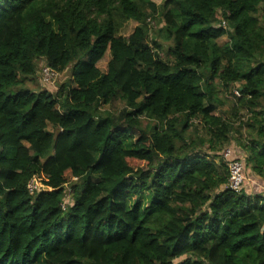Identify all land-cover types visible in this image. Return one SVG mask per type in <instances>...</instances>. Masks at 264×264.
I'll list each match as a JSON object with an SVG mask.
<instances>
[{"label":"trees","instance_id":"16d2710c","mask_svg":"<svg viewBox=\"0 0 264 264\" xmlns=\"http://www.w3.org/2000/svg\"><path fill=\"white\" fill-rule=\"evenodd\" d=\"M162 9L169 60L135 0H0V264H264V196L230 189L211 159L237 119L244 166L264 177V0ZM38 58L71 67L67 83L19 87ZM116 97L118 118L95 114Z\"/></svg>","mask_w":264,"mask_h":264},{"label":"rangeland","instance_id":"374dc122","mask_svg":"<svg viewBox=\"0 0 264 264\" xmlns=\"http://www.w3.org/2000/svg\"><path fill=\"white\" fill-rule=\"evenodd\" d=\"M137 4L144 7L146 9V20H147V25H148V35H149V40L150 39H155L159 43H161V49H156L157 53L160 58H163L164 60H169L171 59L170 54H168V48L170 47L169 45L171 44V41L165 40L162 36V33L160 32V27L164 25V9H162V3L163 0H135ZM90 0H81V3L84 4H89ZM121 19V18H119ZM221 18L216 22L217 26L221 25ZM127 26L130 25L129 22L126 23ZM227 28V26H225ZM227 40V37H221L218 39V43H223ZM45 64V61L42 58H38L36 62V69L35 72L30 75L26 76L24 81L20 84L19 87H25L30 90L38 91L42 89H46L50 92H55L58 90V88L62 84H66L67 81L71 77V67H66L62 72L58 73V76H54L52 80L48 82H44L40 79L39 77V71L40 67ZM65 82V83H64ZM12 92H15V89H11ZM224 89L219 87L218 89V94L222 99V103L218 106V110L224 112V115L230 116L231 118V111L233 108V105L235 103V98H233L230 94H224ZM125 104L124 101L121 100L119 97L114 98L109 104L107 105H100L96 110L95 114L96 115H106L109 114L113 116L114 118H118L121 111L124 109ZM238 119L243 121L246 118L245 110H242L240 114L238 115ZM154 121L147 118V117H142V127L148 125V128H150V124H153ZM235 127L238 128V132L235 130L229 135L230 140L224 144L219 152L216 154L215 157H210L214 161L218 160L223 156V153L231 148L232 150V156L237 157L239 156L244 160L245 157V152L241 148V145L239 143V140L242 138H246L247 133L246 130L241 128V122L236 119ZM197 134L193 133L195 129L193 126L188 130L187 133H189L191 136H196V135H203L204 133L202 132V129L198 127L196 129ZM195 150H200L203 153L211 155L212 152L207 150L206 145L201 146L199 148H196ZM222 155V156H221ZM243 156V157H242ZM244 171H245V180H246V185L245 189L251 188L254 189L256 186H262L260 178L257 176H254L248 168L244 166ZM36 182L35 184L39 189H41L42 182L40 177H36ZM253 181V182H252ZM78 182V181H77ZM264 185V184H263ZM70 185H67L66 190H65V195H64V200L66 203L71 202V194H70ZM261 192V191H260ZM147 192H140L138 194L132 195L129 200H128V205L133 204L136 200L142 201V204L144 207L147 204L148 196Z\"/></svg>","mask_w":264,"mask_h":264},{"label":"built area","instance_id":"2783aa9c","mask_svg":"<svg viewBox=\"0 0 264 264\" xmlns=\"http://www.w3.org/2000/svg\"><path fill=\"white\" fill-rule=\"evenodd\" d=\"M222 25H225V21H221ZM41 80L44 82H48L53 79L57 73L49 68L47 65H44L41 67ZM232 94L235 97L240 96V92L237 87L232 88ZM222 156V155H221ZM223 161L225 162L227 169H228V180L227 185L230 189H232L235 192H239L242 189L245 190L246 180H245V171H244V165L245 161L240 158L239 156L234 157L232 156V150L231 148L227 149L222 156ZM36 177H32L28 183H27V189L30 194H33L34 192L39 191L40 189L35 184ZM71 202L66 203L64 200V197L61 202L62 208H65L66 205L71 204Z\"/></svg>","mask_w":264,"mask_h":264},{"label":"crops","instance_id":"0c3cea01","mask_svg":"<svg viewBox=\"0 0 264 264\" xmlns=\"http://www.w3.org/2000/svg\"><path fill=\"white\" fill-rule=\"evenodd\" d=\"M246 155V154H245ZM243 157V156H242ZM245 158V157H244ZM256 176V175H255ZM258 178H260L261 180V184L262 186H256L254 189H251V188H247L245 189V191L249 194H261L264 196V177H259L257 176ZM253 182V181H252ZM261 191V192H260Z\"/></svg>","mask_w":264,"mask_h":264},{"label":"clouds","instance_id":"9594fccd","mask_svg":"<svg viewBox=\"0 0 264 264\" xmlns=\"http://www.w3.org/2000/svg\"><path fill=\"white\" fill-rule=\"evenodd\" d=\"M222 21V20H221ZM225 21V20H224ZM222 25V24H221ZM223 27H225L226 26V22H225V25H222ZM34 177V176H33ZM36 177V176H35ZM67 187V186H66ZM42 189V188H41ZM66 190V189H65ZM72 199V198H71ZM72 204V203H71ZM68 205H70V204H68ZM68 205H66V206H68Z\"/></svg>","mask_w":264,"mask_h":264}]
</instances>
